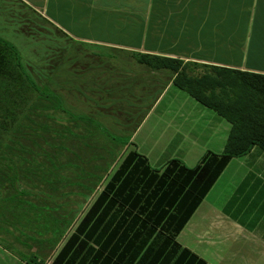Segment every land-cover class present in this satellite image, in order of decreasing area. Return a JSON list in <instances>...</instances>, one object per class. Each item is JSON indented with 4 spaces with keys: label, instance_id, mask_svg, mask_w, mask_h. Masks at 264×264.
Masks as SVG:
<instances>
[{
    "label": "crops",
    "instance_id": "0c3cea01",
    "mask_svg": "<svg viewBox=\"0 0 264 264\" xmlns=\"http://www.w3.org/2000/svg\"><path fill=\"white\" fill-rule=\"evenodd\" d=\"M28 19L57 34L35 23L39 29L24 34ZM0 40V75L22 74V64L28 75L51 77L36 85L65 89L72 112L95 114L92 92L105 104L107 75L117 79L132 65L135 79L128 51L264 74V0H0ZM75 42L87 48L78 68ZM148 71L149 90L160 91L127 132L122 118L112 125L105 112L73 117L56 97H34L0 147V264H126L127 257L95 258L99 246L84 233L70 242L128 146L96 121L126 135L155 168L171 158L194 166L205 151L223 149L230 123L166 71ZM175 240L205 264H264V149L228 161ZM180 252L168 264H202L176 261ZM139 255L129 264H140Z\"/></svg>",
    "mask_w": 264,
    "mask_h": 264
},
{
    "label": "trees",
    "instance_id": "16d2710c",
    "mask_svg": "<svg viewBox=\"0 0 264 264\" xmlns=\"http://www.w3.org/2000/svg\"><path fill=\"white\" fill-rule=\"evenodd\" d=\"M4 44L14 50L10 44ZM106 50L122 51L114 47H107ZM128 52L130 58L142 67L166 71L177 87L225 118L230 123L227 138L220 152L205 151L194 166L186 165L179 158H171L159 168L152 167L148 159L126 139L130 147L127 146L121 155L118 166L78 224L70 242L75 243L84 233L99 246L94 250V257H102L107 263L111 259L120 261L127 257L126 264H129L132 258L140 254V264H168L173 252L180 249L176 261L186 258L205 264L189 250L181 249L175 236L232 157L244 155L254 145L264 149V74L217 65H198L168 56ZM110 57L108 55L107 59ZM17 61L20 62L18 58ZM21 65L22 74L0 75V112L10 118L24 115L34 97L41 94L56 97L60 109L73 117L94 119L103 112L114 120L112 125H116L120 118L135 125L144 108L160 91L145 92V86L149 89V85H141L142 90L138 94L144 99L136 104L126 96L138 92V88L130 86L124 90V86L130 82L122 84L120 79L110 74L104 79L106 87L101 93L105 104H99L96 98L92 109L95 114H88L84 110L86 114L82 111L75 113L68 108L65 89L54 91L50 87L36 85ZM190 66H200L203 70L193 73ZM77 78L81 79L82 75ZM78 92L82 94V91ZM98 93L97 89L93 90L94 95ZM117 93L121 95H115ZM1 119L0 147L8 129L10 131L15 126L12 119L7 123L5 118ZM96 123L103 128L99 121ZM2 130L5 134H2ZM82 243L79 242L80 249Z\"/></svg>",
    "mask_w": 264,
    "mask_h": 264
},
{
    "label": "rangeland",
    "instance_id": "374dc122",
    "mask_svg": "<svg viewBox=\"0 0 264 264\" xmlns=\"http://www.w3.org/2000/svg\"><path fill=\"white\" fill-rule=\"evenodd\" d=\"M28 21V23H29V25L30 26H26V28L23 30V32H24V34H26V35H29L30 36V34H31V32L34 30V28H35V26H34V23H35V25L36 24H39L38 23V21L36 20V21H30L29 19L27 20ZM33 23V24H32ZM46 23L43 21L42 23H40L39 25H42L43 26V34H51V35H53L54 33L55 34H57L56 33V31L55 30H52V29H48L47 27H46V25H45ZM40 27V26H39ZM39 27H36L35 28V30H38L39 29ZM32 34H34V32L32 33ZM58 34L60 35L61 33L60 32H58ZM73 47L75 48V52H76V56H80L79 58H76V61H75V67L77 66V68L78 67H81V65H82V63L84 62V59L82 58L83 56H82V54H83V52H87V48L83 45V44H80V43H77V42H75L74 44H73ZM106 50V49H105ZM131 60V59H130ZM126 61H129V60H126ZM134 62V61H133ZM130 67H132V65H125L124 66V70H123V73H118V79H120V82L122 83V84H125V83H127L128 81L130 82L129 84H127V85H125L124 86V90H126L125 88L126 87H128V88H131L130 87V84H131V82H133L134 84H136L137 85V88H138V92H134V93H131V94H127V96H126V98H131L132 99V102H134V103H138V102H140V101H142L144 98H141V96L138 94V93H140V91L142 90V88H141V85L142 86H144V85H146V82H147V79L150 77L149 76V71H148V68L146 69V67H142L141 65H139L138 64V68H139V71H138V73L136 74V77H135V79L134 80H132L131 81V72H134V71H131V69H130ZM191 71L190 72H193V73H200V72H202V70H203V68H200V67H197V66H194V67H192V66H190V68H189ZM31 71V69L30 70H28V72H30ZM29 76H30V78L32 77V79L36 82V81H38L39 83H41V84H44V83H46V82H48L49 80H50V78L51 77H49V76H42V79L41 78H39V77H37V76H33V74H29ZM116 82H111L110 84H115ZM51 87V86H50ZM103 87V86H102ZM101 90H102V88H101ZM145 92H147L149 89L147 88V86H145ZM93 93V92H92ZM91 93V94H92ZM115 95H121V94H115ZM129 95V96H128ZM95 97L96 98H98V94L97 95H95ZM22 117H23V115H21V116H16V115H14V117L13 118H10V117H7V116H5V115H3L1 112H0V120H2L1 118H5V120H6V123L9 121V122H11L10 120L12 119V124L15 122V127H14V129L16 128V126H17V124H18V122L22 119ZM131 125L128 123V125H126V127H125V131L127 132V129L130 127ZM10 127V126H9ZM13 129V130H14ZM103 129V131L104 132H106V134H108L111 138H114L115 140H118V141H125L126 139L128 140V137L126 138V135H115V134H113L112 132H110L109 130V133H107V129H105V128H102ZM12 130V131H13ZM11 131V132H12ZM10 132H9V129H8V133L6 134V135H8ZM2 134H5V131H3L2 130ZM128 134V133H127ZM125 137V138H124ZM126 140V141H127ZM125 141V142H126ZM128 147H130V146H128ZM126 150V149H125ZM124 150V151H125ZM122 157V156H121ZM121 157H120V159H121ZM120 159L118 160V162L120 161ZM82 196H85V195H82ZM68 223V222H67ZM67 223H66V225H67ZM66 225L64 224V228L63 229H65L66 228ZM16 228V227H15ZM60 231L61 230H59V232L58 233H60Z\"/></svg>",
    "mask_w": 264,
    "mask_h": 264
}]
</instances>
